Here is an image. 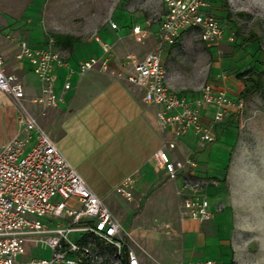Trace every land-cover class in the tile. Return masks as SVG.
<instances>
[{"label": "built area", "instance_id": "1", "mask_svg": "<svg viewBox=\"0 0 264 264\" xmlns=\"http://www.w3.org/2000/svg\"><path fill=\"white\" fill-rule=\"evenodd\" d=\"M165 7L157 42L143 60L131 56L124 60L130 66V74L123 75L110 68L113 58L112 46L97 42L103 56L91 58L78 65L83 76L98 70L111 76L123 78L143 92V101L156 108L155 118L160 130H170L174 138L194 133L201 146L217 140L215 128L233 114H241L243 104L230 98L226 91L206 83L194 99H188L172 90L167 83L163 55L165 48L172 46L188 30L199 32L206 44H214L223 36L219 21L210 15L206 0H161ZM112 30L117 25L110 22ZM132 34L145 37L138 25ZM17 59H26L33 74L41 83L40 95L33 99L45 111L56 108L62 101L54 92L55 69L66 62L56 48L55 40L48 37L43 48H32L25 40L18 43ZM65 91L69 83H65ZM0 94L12 99L19 110L18 134L0 149V264H99L100 257L91 248L94 237L115 249L108 264H140L135 252L127 248L120 224L109 209L91 191L76 170L66 161L54 142L40 128L37 120L22 104L24 88L14 74L4 69L0 54ZM212 109L210 126L201 123V112ZM35 141L31 145L32 135ZM175 149L171 141H164L156 157L172 181L181 179L176 192L178 212L181 219L204 224L214 219L219 205L212 210L208 199V187H217L220 182L213 178L196 176L195 159L173 161L169 151ZM126 200L132 198L130 179L126 178L116 189ZM74 199L77 208L67 204ZM74 236V238H72ZM128 238V236H127ZM48 248L47 259L28 257V247ZM127 248L125 263L122 249ZM200 264H212L206 261Z\"/></svg>", "mask_w": 264, "mask_h": 264}, {"label": "crops", "instance_id": "2", "mask_svg": "<svg viewBox=\"0 0 264 264\" xmlns=\"http://www.w3.org/2000/svg\"><path fill=\"white\" fill-rule=\"evenodd\" d=\"M41 1L0 0V54L5 71L17 76L23 85L24 108L36 118L66 161L109 209L123 230L127 248H144V252L132 249L140 264L204 263L200 262L202 257L194 249L205 248V241L220 236V233H215L210 224L180 218L176 192L181 179L170 180L156 157L162 143L171 141L175 144V149L169 151L173 161L194 158L198 148H203L197 136L189 133L174 138L170 130H160L155 118L156 108L146 104L143 92L123 78L98 70L83 76L78 73L81 62L103 56V49L96 40L99 39L112 46L110 68L123 75L130 74L132 68L124 66L125 58L131 56L141 61L154 49L161 21L156 25L145 23L147 28L138 25L146 33V39L132 34L129 29L117 33L118 29L112 30L108 25L109 29L103 27L92 38L79 40L71 51L56 47L63 50L65 56L62 57L66 62L65 66L55 69L54 92L62 101L56 108L43 111L40 105L33 103L40 95L41 83L28 60L16 57L20 40L16 45L9 41L12 37L22 36L32 48L45 46L46 39L38 28L34 29ZM170 48L166 47L164 52ZM166 76L170 88L179 95L188 99L197 97L198 90L180 92L172 72ZM67 82L69 89L65 91ZM212 111L201 112V123L206 127L211 124ZM18 114L12 99L0 94V149L18 134ZM34 141L35 134L31 145ZM196 176L204 178L199 171ZM126 178L130 179L132 198L126 200L129 205L122 208L110 202L107 187L112 186L118 194L116 189ZM225 184L226 176L215 187L216 194L223 198ZM67 204L77 208L74 199L68 200ZM210 208L215 210L212 204ZM30 256L47 259L50 252L44 246H29L25 258Z\"/></svg>", "mask_w": 264, "mask_h": 264}, {"label": "rangeland", "instance_id": "3", "mask_svg": "<svg viewBox=\"0 0 264 264\" xmlns=\"http://www.w3.org/2000/svg\"><path fill=\"white\" fill-rule=\"evenodd\" d=\"M206 2L205 11L223 28L222 38L206 44L198 31L184 32L164 52V69L167 75L172 72L180 92H197L213 83L240 100L243 111L218 125L217 140L199 147L194 156L196 171L203 177L222 182L226 176L227 184L224 198L215 187L207 189L209 203L215 208L220 204L222 209L204 224L220 236L208 238L205 248L193 249L202 257L200 262L264 264V0ZM36 12L39 19L34 29L44 39L62 34L87 40L103 27L109 29L111 21L117 33L132 31L134 24L143 28H147L145 23L159 24L165 7L161 0H42ZM23 39L18 36L9 41L16 45ZM58 51L65 56L63 50ZM253 83L256 86L251 88ZM107 190L111 203L122 208L129 205L112 186ZM89 242L95 246L91 250L100 257L99 264L111 261L113 253L104 242L94 237ZM131 249L144 252V248Z\"/></svg>", "mask_w": 264, "mask_h": 264}, {"label": "trees", "instance_id": "4", "mask_svg": "<svg viewBox=\"0 0 264 264\" xmlns=\"http://www.w3.org/2000/svg\"><path fill=\"white\" fill-rule=\"evenodd\" d=\"M53 38L55 40L56 47L61 48L63 50H68V51H71L74 44L79 41V39L77 37L70 36V35H62V34H56L53 36ZM263 73H264V70H263ZM240 75H244V73L240 74ZM240 75H238V78L241 77ZM249 81L253 82L252 80H249ZM255 86H256V83H253L251 88H253ZM245 91H246L245 93H250L249 91H251V90L246 89ZM108 247L112 251V253H113L112 256H113L115 249L111 246H108ZM122 253H123V262L125 263L126 256H127V248H123ZM80 264H86V262L82 261ZM101 264H108V262H102Z\"/></svg>", "mask_w": 264, "mask_h": 264}]
</instances>
